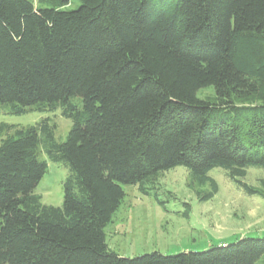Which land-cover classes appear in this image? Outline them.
Masks as SVG:
<instances>
[{
    "label": "trees",
    "instance_id": "obj_1",
    "mask_svg": "<svg viewBox=\"0 0 264 264\" xmlns=\"http://www.w3.org/2000/svg\"><path fill=\"white\" fill-rule=\"evenodd\" d=\"M0 0V107L51 118L0 124V264H257L264 238L122 258L104 228L124 198L183 167L192 181L264 170V0ZM212 88L214 101L197 93ZM62 164L60 207L33 193Z\"/></svg>",
    "mask_w": 264,
    "mask_h": 264
},
{
    "label": "rangeland",
    "instance_id": "obj_2",
    "mask_svg": "<svg viewBox=\"0 0 264 264\" xmlns=\"http://www.w3.org/2000/svg\"><path fill=\"white\" fill-rule=\"evenodd\" d=\"M30 1L39 6V0ZM79 5L78 0H70L62 10H75ZM197 96L214 101L212 88L200 90ZM47 117L57 126L55 139L63 142L71 121L59 111L10 115L0 107V124L26 127ZM41 158L47 163V171L33 193L43 205L60 207L62 182L68 170L44 154ZM209 177L216 182L218 190L205 201L200 198L210 191L209 185L195 184L183 167L164 172L153 184L144 186L147 195L139 191L138 185H121L125 196L104 228L109 250L122 258L151 253L174 255L202 252L241 238H264V197L247 195L221 169H213ZM242 181L264 191V170L251 168ZM257 264H264V257Z\"/></svg>",
    "mask_w": 264,
    "mask_h": 264
}]
</instances>
